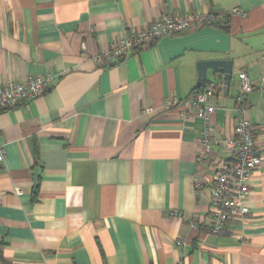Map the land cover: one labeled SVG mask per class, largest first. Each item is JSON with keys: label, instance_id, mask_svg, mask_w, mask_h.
Masks as SVG:
<instances>
[{"label": "crops", "instance_id": "1", "mask_svg": "<svg viewBox=\"0 0 264 264\" xmlns=\"http://www.w3.org/2000/svg\"><path fill=\"white\" fill-rule=\"evenodd\" d=\"M207 12L223 20L90 58L161 14ZM200 60H230L231 78L207 71L217 143L197 167L204 122L181 110ZM239 71L261 161L248 213L211 234V165L231 158ZM47 74L42 96L0 112L7 264H264V0H0V84Z\"/></svg>", "mask_w": 264, "mask_h": 264}, {"label": "built area", "instance_id": "2", "mask_svg": "<svg viewBox=\"0 0 264 264\" xmlns=\"http://www.w3.org/2000/svg\"><path fill=\"white\" fill-rule=\"evenodd\" d=\"M237 13H240L237 9L230 12V14ZM217 20H223L220 12L161 14L141 28L130 27L122 36L111 42L107 51L94 54L90 58L93 62L107 65L110 61L121 60L127 54L151 45L160 37L182 34ZM237 76L239 92L236 96V104L240 116L233 126V136L224 140V145L231 150V158L211 165L212 181L209 185L211 209L207 225L211 234L222 232L230 220L243 218L248 213V207L244 202L249 191L247 182L261 161V157L255 151L254 126L248 118L250 104L247 95L253 89V82L243 71H239ZM53 80V76L49 74L29 75L21 81L0 84V112L42 96L47 84ZM217 85L215 80L205 81L182 102L183 115L193 114L204 122L201 150L195 156L197 167L211 164L212 148L217 143L214 127L210 122L216 107L208 104V99L215 92ZM172 104L168 102L164 107ZM3 157L0 150V162L3 161ZM172 215L178 217L180 214L174 211ZM189 226L195 228V222L190 220ZM176 243L181 244V241L178 240Z\"/></svg>", "mask_w": 264, "mask_h": 264}, {"label": "water", "instance_id": "3", "mask_svg": "<svg viewBox=\"0 0 264 264\" xmlns=\"http://www.w3.org/2000/svg\"><path fill=\"white\" fill-rule=\"evenodd\" d=\"M198 72V84L196 88L200 87L206 80L207 71L215 77L222 78L224 85L229 83L231 78V62L230 60H200L196 63ZM215 78H213L214 80Z\"/></svg>", "mask_w": 264, "mask_h": 264}, {"label": "trees", "instance_id": "4", "mask_svg": "<svg viewBox=\"0 0 264 264\" xmlns=\"http://www.w3.org/2000/svg\"><path fill=\"white\" fill-rule=\"evenodd\" d=\"M195 92V89L191 92V94H193ZM208 231V229H207ZM4 243L0 241V264H7V262L2 258V255H1V249L3 247Z\"/></svg>", "mask_w": 264, "mask_h": 264}]
</instances>
